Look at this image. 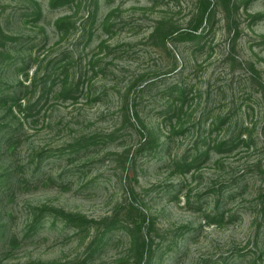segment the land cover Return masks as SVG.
I'll return each instance as SVG.
<instances>
[{"label": "rangeland", "instance_id": "374dc122", "mask_svg": "<svg viewBox=\"0 0 264 264\" xmlns=\"http://www.w3.org/2000/svg\"><path fill=\"white\" fill-rule=\"evenodd\" d=\"M0 264H264V0H0Z\"/></svg>", "mask_w": 264, "mask_h": 264}]
</instances>
